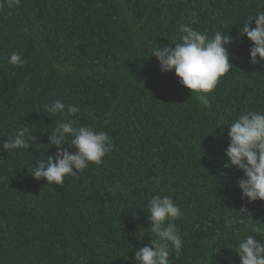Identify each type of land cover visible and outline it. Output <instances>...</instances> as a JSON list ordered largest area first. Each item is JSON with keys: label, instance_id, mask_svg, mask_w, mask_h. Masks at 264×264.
<instances>
[{"label": "trees", "instance_id": "trees-1", "mask_svg": "<svg viewBox=\"0 0 264 264\" xmlns=\"http://www.w3.org/2000/svg\"><path fill=\"white\" fill-rule=\"evenodd\" d=\"M257 11L264 0H0V145L20 128L32 137L30 149L0 147V264H135L154 194L183 212V254L171 264H240L239 239H264V201L241 199L244 174L224 168V152L228 126L264 111V67L250 64L239 28ZM192 12L209 38H233L232 68L208 93H192L152 56L181 42ZM13 51L23 67L8 63ZM55 100L80 111L49 117L43 105ZM67 119L106 132L113 151L62 185L34 179L28 168L55 156L48 134ZM226 213L244 223L226 227Z\"/></svg>", "mask_w": 264, "mask_h": 264}, {"label": "clouds", "instance_id": "clouds-1", "mask_svg": "<svg viewBox=\"0 0 264 264\" xmlns=\"http://www.w3.org/2000/svg\"><path fill=\"white\" fill-rule=\"evenodd\" d=\"M19 4L20 0H7L9 8ZM198 23V15L189 13L187 23L180 25L181 42L175 43L174 47L160 45L153 49L152 56L158 59L161 71H174L179 82L192 93H208L232 68L226 46L233 42V38L223 32H216L209 38L192 27ZM239 28L240 36L246 35L252 42L250 64L264 67V12L257 11L255 15L247 17ZM7 60L9 64L20 67L26 63L16 51ZM43 109L49 117L57 113L75 116L80 111L77 106L65 105L62 100L46 103ZM105 115L110 117L111 113ZM104 122L108 124L110 120L105 119ZM227 136L230 142L224 152V168L242 170L244 175L237 180L241 199L264 201V111H245L240 114L228 126ZM30 139L29 130L20 128L0 147L4 150L30 149ZM48 141V146L56 148L55 156L37 158L34 166L28 168L34 179H45L48 184L62 185L66 176L83 172L90 163L100 164L114 149L106 132L97 131L90 125L78 124L77 119L56 122L48 134ZM70 148H75V151H70ZM152 182L159 186L161 181L154 176ZM109 190L115 191L114 188ZM145 211L151 224L147 229L150 242L134 250L135 264H171V253L174 252L177 257L183 254L184 241L175 223L183 216V212L172 197L161 194H154L150 198ZM224 219L226 227L244 223L242 218L231 213H226ZM253 232L259 233L260 230L253 229ZM233 252L239 257L240 264H264V239L246 235L239 239Z\"/></svg>", "mask_w": 264, "mask_h": 264}]
</instances>
